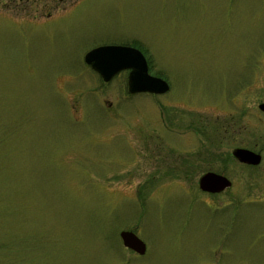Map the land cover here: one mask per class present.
Listing matches in <instances>:
<instances>
[{
    "label": "rangeland",
    "instance_id": "374dc122",
    "mask_svg": "<svg viewBox=\"0 0 264 264\" xmlns=\"http://www.w3.org/2000/svg\"><path fill=\"white\" fill-rule=\"evenodd\" d=\"M19 1L0 0V264H264V165L229 156L241 112L264 133V0H84L50 20ZM112 45L170 91L94 78L85 55ZM209 171L233 186L203 192Z\"/></svg>",
    "mask_w": 264,
    "mask_h": 264
},
{
    "label": "water",
    "instance_id": "95a60500",
    "mask_svg": "<svg viewBox=\"0 0 264 264\" xmlns=\"http://www.w3.org/2000/svg\"><path fill=\"white\" fill-rule=\"evenodd\" d=\"M85 62L97 71L105 82H110L122 71L130 70L129 93L166 94L170 90L167 81L149 74L148 61L145 55L137 48L130 46H100L90 50L85 55ZM264 112V103L259 105ZM234 156L241 162L257 166L262 157L252 151L237 149ZM232 186V182L225 176L215 172L204 174L199 180V187L203 192L218 194ZM124 246L139 255L147 250L145 242L132 231H123L120 234Z\"/></svg>",
    "mask_w": 264,
    "mask_h": 264
},
{
    "label": "flooded vegetation",
    "instance_id": "af4514ba",
    "mask_svg": "<svg viewBox=\"0 0 264 264\" xmlns=\"http://www.w3.org/2000/svg\"><path fill=\"white\" fill-rule=\"evenodd\" d=\"M10 1L12 3L13 2H17V0H10ZM83 1L84 0H20L19 2L26 3V5H25L26 12L29 13L27 15H30V16L36 18V19L50 20V19H54V18H57V17H61L64 14H66L67 12L71 11L72 9L79 7ZM66 8H69V10H66ZM62 11H64L63 14L61 13ZM147 60H148V65H149V73L151 74V72H150L151 71L150 70V61H149L148 58H147ZM87 67L89 68V71L91 73L94 72L93 73L94 78L100 77V79L103 81L102 77L100 76V74L98 72L94 71L93 68L90 65H87ZM122 72H128V80H129L130 70H126V71H122ZM128 80H127V89H128V92H129ZM103 83H107V82L103 81ZM128 96L132 97L134 95H131L129 93ZM153 96L156 97V96H162V95H153ZM261 103H264V101L260 102L259 105ZM256 117H257V120H260V121L264 122V112L263 111H260V113L257 112L256 113ZM233 124H234L235 128H237V129H239L241 131H244L246 137H245V140L243 141V143L239 142L240 143L239 146H237L233 150L232 156L229 155L230 158L232 160L238 162L239 164H241V165H243L245 167H248V168L249 167L254 168V167L260 166L261 164L264 165V133L261 135L260 141H257L255 143L249 141V136H247V135H249L248 131H249V128L251 127L252 123L250 121V117L248 115V112H246V111L245 112H241L239 117L237 119H235ZM235 132H237V131L235 130ZM237 149H245V150L252 151V152H254L256 154L261 155V157H262L261 163L259 165H257V166H253V165L246 164V163H241L234 156V151L237 150ZM153 160L155 161V158ZM209 172H213V171H209ZM204 174H206V173H204ZM217 174L223 175L221 173H217ZM223 176H225V175H223ZM200 178H199V180H200ZM232 183H233V181H232ZM232 186H233V184H232ZM224 192H222V193H224Z\"/></svg>",
    "mask_w": 264,
    "mask_h": 264
}]
</instances>
